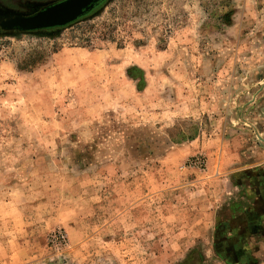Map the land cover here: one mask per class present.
Here are the masks:
<instances>
[{"label":"rangeland","instance_id":"1","mask_svg":"<svg viewBox=\"0 0 264 264\" xmlns=\"http://www.w3.org/2000/svg\"><path fill=\"white\" fill-rule=\"evenodd\" d=\"M263 130L264 0H110L0 34V264H264L262 212L222 229L245 194L217 159L226 137L264 185Z\"/></svg>","mask_w":264,"mask_h":264},{"label":"water","instance_id":"2","mask_svg":"<svg viewBox=\"0 0 264 264\" xmlns=\"http://www.w3.org/2000/svg\"><path fill=\"white\" fill-rule=\"evenodd\" d=\"M110 0H52L35 3L32 12L0 11V33H56L98 14Z\"/></svg>","mask_w":264,"mask_h":264},{"label":"crops","instance_id":"3","mask_svg":"<svg viewBox=\"0 0 264 264\" xmlns=\"http://www.w3.org/2000/svg\"><path fill=\"white\" fill-rule=\"evenodd\" d=\"M226 131V129H225ZM264 132V130H263ZM227 143L228 140L226 137H224L222 146L221 148V157H217L218 159V171L220 174L227 176L230 178V181L236 178V181H234L233 184V189L239 190L238 194L241 192V195L245 194V199L244 202L241 205L238 204H231V208L228 211V215L226 214V220H224V224H222V229L224 228L227 230L230 229H243L245 230L246 228L249 227V223L251 222L250 219L255 217V214L263 213L264 215V193L257 194L254 193V187L251 188L253 182H255V188L256 189H261L264 191V185H261L260 182V175H258L257 170H250L254 168H239L236 170L234 167H237V165L242 164L245 158L242 156L238 157L236 152L237 151H232L230 146L229 149H227ZM220 150V149H219ZM218 150V151H219ZM214 153H216L214 151ZM212 154V153H210ZM212 162V158L210 160ZM245 164V163H244ZM210 175H213L216 173V168L213 171H210ZM252 176H251V175ZM258 175L257 178L253 175ZM254 177V178H253ZM250 187V188H249ZM248 188V190L246 189ZM247 222V223H246ZM223 223V222H222ZM260 221L258 222V224ZM221 226V225H220ZM256 225H251V227H255ZM226 232V231H225ZM226 233H229L228 231ZM228 237V236H227ZM248 237H246L247 239ZM253 239V236H250L249 242ZM239 242V241H238ZM237 241H234L235 244L238 243ZM247 259L249 258V261L254 262H259L260 258L259 256H256L255 258L253 256L249 257L247 256Z\"/></svg>","mask_w":264,"mask_h":264},{"label":"flooded vegetation","instance_id":"4","mask_svg":"<svg viewBox=\"0 0 264 264\" xmlns=\"http://www.w3.org/2000/svg\"><path fill=\"white\" fill-rule=\"evenodd\" d=\"M48 1H52V0H38L35 3H45V2H48ZM35 3H33L32 5L29 6V9H28L27 12H32L34 10ZM0 34H2V33H0ZM34 34H39V33H34Z\"/></svg>","mask_w":264,"mask_h":264}]
</instances>
